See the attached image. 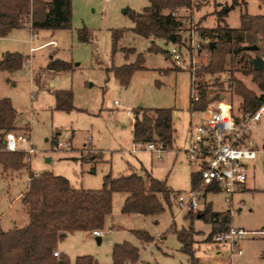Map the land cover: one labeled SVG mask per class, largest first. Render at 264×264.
Segmentation results:
<instances>
[{"label": "rangeland", "instance_id": "rangeland-1", "mask_svg": "<svg viewBox=\"0 0 264 264\" xmlns=\"http://www.w3.org/2000/svg\"><path fill=\"white\" fill-rule=\"evenodd\" d=\"M234 2L236 5L224 19L231 29L240 28L243 14L264 16V1L194 0L191 10L177 11L182 23L179 42L175 45L156 42L162 50L157 54L147 52L149 41L129 31L133 27L130 15L142 12L148 6L147 0H72L70 30L38 31L33 39L28 31L17 29L0 38V60L4 49L23 58L21 70L0 72V100L9 99L16 112V131L10 134L24 136L34 149V154L25 153L30 163L29 172L35 175L50 172L65 178L73 189L91 191L100 190L107 175L119 177L134 173L143 178L150 175L166 181V187L171 191L165 212L155 217L121 214L124 195L114 194L111 214L100 230L103 237L99 245L89 232L67 235L58 242V253L67 256L69 264H74L81 256L92 257L97 264H112L113 246L124 242L139 251V259L126 264H189V257L181 252L175 230L188 229L190 224L195 233L194 264H264L262 157L249 164L246 186L233 198L235 215L231 226L245 232L240 243L242 256H235L230 261L226 247L213 243L214 236L205 241L211 233V226L196 216L185 218L175 204L176 195L190 191L191 175L195 171L183 153L189 124L199 118L197 113L189 112L190 96H197V91L192 89L189 68L198 72L206 67L210 58L207 48L210 44L216 45L211 38L201 37L199 31L215 28L220 22L217 14L231 8ZM82 29L86 30L87 42L78 40V32ZM121 29L126 32L112 56L111 31ZM51 40L57 47L47 45L31 53V48ZM195 44H200L201 48L194 52L192 45ZM173 46L188 50L190 58L182 48L187 70L176 67L168 57ZM130 48L143 55L144 69L133 74L127 87H121L108 69L133 63L135 55L126 60L120 52ZM26 60L29 62L25 64ZM57 60L70 64L71 70H49L48 64ZM230 77L259 95L252 78L237 72L228 57L224 72L204 75L201 81L207 93L219 94L232 106L234 113L239 114L241 100L229 88ZM58 91L72 92L75 110H55ZM139 107L173 112V143L160 159L146 151L144 146L135 149L132 125ZM127 110L131 117L126 116ZM258 129L257 143L264 133V117ZM60 144L64 148H60ZM27 178L26 168L9 173L8 177H2L0 168V232L21 229L28 224V215L21 203L28 185ZM205 202L211 204L214 213L228 210L222 193L208 195ZM173 223L174 229L169 230ZM133 231H144L153 241L142 246Z\"/></svg>", "mask_w": 264, "mask_h": 264}, {"label": "trees", "instance_id": "trees-1", "mask_svg": "<svg viewBox=\"0 0 264 264\" xmlns=\"http://www.w3.org/2000/svg\"><path fill=\"white\" fill-rule=\"evenodd\" d=\"M148 6L140 13L130 15L133 27L129 30L134 35L150 42L149 53H161L156 42L171 44L170 37L175 36V45L179 42V32L182 23L177 15L178 10H191L194 0H147ZM264 1V0H259ZM231 8L217 14L220 22L211 30H200V36L216 41L212 50L208 47L209 63L202 70L191 75L192 85H196L198 100L193 102L190 96L189 112L202 113L210 108L212 102L220 99V95L207 93L201 78L204 75L220 74L224 72L226 58L245 77H251L257 85L259 95L247 90L244 85L229 78L231 92L241 100L243 112H254L264 100V70L254 71L253 62L256 58L264 61V16H240L241 26L231 29L224 19ZM128 13V12H127ZM72 0H0V38L7 37L12 31L28 27L33 33L38 31H68L71 29ZM222 22V23H221ZM126 30H112V56ZM78 40L87 42L86 30L78 32ZM247 47H257L256 52L247 51ZM124 58L135 55L131 64L114 68V78L121 87H127L133 74L143 70L144 57L136 54L135 49H121ZM167 54V53H165ZM23 67V58L17 53H6L0 60V72L15 73ZM47 68L55 72H69L71 65L62 61L48 64ZM194 79V80H193ZM55 110L71 112L73 94L71 91H58L55 95ZM132 125V140L135 144H148L160 141L170 147L173 143L175 130L173 112L167 109L138 108ZM16 112L9 99L0 100V168L2 177L9 173L28 170V185L21 197V203L28 215V224L21 228H14L8 232H0V264H69L67 256L58 253L57 244L63 240L64 234L72 235L78 232H93L103 229L106 218L111 214L112 197L122 194L125 199L121 214H135L142 217H155L165 212L171 191L166 187V181H159L147 175L146 178L132 173L128 176L103 178L102 188L97 191L73 189L69 182L50 172H43L35 176L29 172L28 157L22 151L8 152L3 144L5 136L15 132ZM81 162H84L81 160ZM198 182L195 174L191 175V188ZM200 219L212 228L209 237L226 232L231 227V219L227 213H214L211 204H205L204 209L185 218ZM174 229V223L169 230ZM133 235L141 243L148 245L153 241L144 231H133ZM181 244V252L189 257V264H194L193 245L194 230L192 225L188 229L176 231ZM139 259V251L129 243L113 246L112 264L135 263ZM74 264H97L89 256L75 259Z\"/></svg>", "mask_w": 264, "mask_h": 264}, {"label": "built area", "instance_id": "built-area-1", "mask_svg": "<svg viewBox=\"0 0 264 264\" xmlns=\"http://www.w3.org/2000/svg\"><path fill=\"white\" fill-rule=\"evenodd\" d=\"M182 48L187 55L188 50L184 47L173 46L168 57L176 67L187 70L184 66ZM200 48V44L192 45L194 52ZM34 51L35 49H31V52ZM28 62L29 60H26L25 64ZM189 73L193 76L195 69L190 67ZM192 89L196 90V85L193 84ZM192 99L196 102L198 96H192ZM115 105L118 106L117 102ZM197 114L199 115L197 121L189 124L186 149L183 153L187 163L195 168L193 174L198 177V182L190 191L176 195L175 204L180 213L195 215L201 211L202 205L206 204L207 196L218 192L224 194L225 202L228 204L226 213L233 217L235 215L233 198L246 184L249 164H254L260 157L264 160V138L260 139L259 143L254 139L264 117V100L256 111L241 110L238 114L234 113L232 106L225 103L222 98L215 106ZM126 116L131 117L128 110ZM4 146L8 152L22 151L34 154V149L24 136L15 137L9 133L5 136ZM142 146L146 151L155 154L157 159H160L161 154L169 148L156 140L144 145L135 144V149ZM59 147L63 146L60 144ZM92 236L101 239L103 233L93 231ZM244 236V230L231 226L228 231L216 234L213 243L226 246L231 260L235 256H242L240 243ZM53 256L57 258L58 252L53 253Z\"/></svg>", "mask_w": 264, "mask_h": 264}, {"label": "water", "instance_id": "water-1", "mask_svg": "<svg viewBox=\"0 0 264 264\" xmlns=\"http://www.w3.org/2000/svg\"><path fill=\"white\" fill-rule=\"evenodd\" d=\"M175 42V36H171L170 37V43L174 44ZM210 50H212L214 48L213 44L209 45ZM247 51L250 52H256L257 51V47H247L245 48ZM253 69L254 71H263L264 70V61L261 58H256L253 62ZM223 97H220V99H222ZM4 144V142H3ZM197 219H200V217L198 216ZM64 237H66V235H63ZM96 242L99 245L101 243V239L100 238H96Z\"/></svg>", "mask_w": 264, "mask_h": 264}, {"label": "crops", "instance_id": "crops-1", "mask_svg": "<svg viewBox=\"0 0 264 264\" xmlns=\"http://www.w3.org/2000/svg\"><path fill=\"white\" fill-rule=\"evenodd\" d=\"M18 30H26V31H28L30 34H32V38L34 39L36 36H37V33H33L28 27H25V28H21V29H18ZM15 31V30H14ZM17 31V30H16ZM2 39V38H1ZM49 43H53L54 45H50ZM47 45H49V46H53V47H57V44H56V42L55 41H53V40H51L50 42H48L47 44H44V45H42V46H40V47H37V48H31V49H35V51L37 50V49H39V48H43V47H45V46H47ZM4 51L5 52H2V54H1V59L3 58V56H4V54H6L7 52V50L6 49H4ZM31 53H33V52H31ZM259 130V129H258ZM258 130L256 131V134L254 135V139H256V136H258ZM261 137L262 138H260V139H263L264 138V133L261 135ZM256 163V162H255ZM28 164H29V166H30V163H29V160H28ZM33 174V173H32ZM35 175V174H34ZM35 176H37V175H35ZM27 180H28V178H27ZM245 186H246V184H245ZM245 186L243 187V188H245ZM242 188V189H243ZM124 199H125V196H124ZM124 201V200H123ZM137 216H139V215H137ZM142 217V216H141ZM110 232H111V230H109ZM89 233H91V232H89ZM222 246H224V245H222ZM224 247H226V246H224ZM226 249L228 250V248L226 247ZM231 261V260H230Z\"/></svg>", "mask_w": 264, "mask_h": 264}]
</instances>
